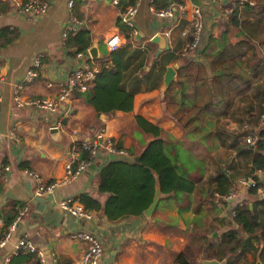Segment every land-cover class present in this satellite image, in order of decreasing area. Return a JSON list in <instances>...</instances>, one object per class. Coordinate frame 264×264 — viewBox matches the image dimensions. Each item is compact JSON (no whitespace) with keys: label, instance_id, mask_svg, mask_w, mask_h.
<instances>
[{"label":"crops","instance_id":"obj_1","mask_svg":"<svg viewBox=\"0 0 264 264\" xmlns=\"http://www.w3.org/2000/svg\"><path fill=\"white\" fill-rule=\"evenodd\" d=\"M26 1L28 0H19L22 4ZM67 1L69 0H57L55 4V1L51 0L48 9L36 16L41 29L45 28L54 17L58 6L63 5L61 8H65ZM150 1L144 0L141 6L147 7L148 2V10L152 16L145 17L141 14V27L131 30L135 33L131 36V41L124 40L123 32L118 26L117 11L122 6L114 7L110 1L108 7L104 0H73L71 10L73 18L78 23L74 25V33L68 35H74L81 30L88 32L89 48L92 46L96 48L97 58L90 59L87 56L88 48L85 59L97 70L100 66L109 67L111 61L103 40L114 34L122 38V44L118 48H126L122 59L124 66L127 62L128 68H126V79L130 86L126 82V90L133 93L132 107L129 112H114L110 116L96 115L94 110L77 96L78 94H73L59 106L54 114L30 107H14L12 102L14 85L23 84L22 95L27 99L50 98L58 92V86L65 81L69 72L83 64L82 60L74 58L75 48L65 46L66 40L62 44L60 39V34L68 23L61 24L58 36L55 31L52 34L53 38L48 39L44 36L39 49L31 56L28 49L20 50L21 53L17 49L10 53H4V51L0 53V220L2 224L7 225V214H10V209L18 210L16 208L18 205L23 207L19 211L18 215L21 216L12 232L11 239L0 248V264H38L34 256L21 259L24 258L22 255L12 253L15 240L24 234L42 254L46 264H76L84 248L80 242L68 239L70 229L60 227L52 221V218L43 221L42 216H35L29 204L34 184L24 176L23 170L35 173L42 183L59 182L64 176V166L68 163L73 166L78 155L81 154L78 151L79 144L91 139L100 127L105 128L106 135L112 138L116 146L138 156L143 146L147 145L152 137L144 134L137 127L134 120L136 117L160 129V138L165 141L168 155H174V149L178 143H186L184 131L177 122L183 123L186 117L193 114V109L178 105L175 92L180 86L177 82L179 78L189 75V72L193 70V64L198 65L197 78L204 75L206 78L210 77V70L199 54L203 51L207 38L217 36L216 25L221 17L226 19L228 15L224 17L226 8L220 5L218 0H191V3L189 0H179V4L185 7V22H188L190 18L191 4L200 8L203 29L201 43L193 55H177L175 59L169 57L167 52L172 50L176 52L179 43L183 42L178 33L179 29H175L168 43L164 39L168 50L159 52L155 57L157 46L149 40L155 34L163 37L169 22L158 20L153 16ZM124 2L126 3L127 0ZM8 3H10L9 0H0V15L7 13ZM3 29L15 31L17 38L11 44L0 45V47L18 44V36L28 32L27 27L25 28L17 21L5 23L0 31ZM255 44L256 56L262 58L264 63V38ZM37 56H40L38 76L30 82H25V73L31 69L32 61ZM208 59H210L209 56ZM137 65L141 66L144 74L136 68ZM181 66L184 67L181 69ZM166 67H174V80L163 89L162 78ZM135 74L141 75L142 78L137 84H132V77ZM145 75L156 82V87L153 89L148 87ZM156 75L158 77H155ZM261 76L264 77V70L261 71ZM259 81L258 79L248 92L252 90V93L244 96L247 97L246 99H252L250 97L253 96L254 87ZM200 89L204 90L203 87ZM241 98L243 97L235 99L233 108L228 110L227 115L219 118L212 117L211 121L206 118L207 122L211 123L209 126L206 123L204 133L191 131V138L202 134L211 148L206 150L205 148L196 150L180 148L183 151L182 155L184 150L190 155L192 152L198 161L188 167L177 162L178 171L194 180V188L190 194L181 193L176 197L171 195L168 199L159 194L158 199L162 197L164 200L157 201L159 204L156 211H153L148 219L141 220L139 224L123 232L118 229L138 218L130 221L109 222L98 211L92 212L93 219L90 223L75 219L80 231H85V225L93 227L91 234L102 247L98 264H180L178 258L180 261L192 264L196 255L199 264H203V261L213 258L215 247L219 244V234L225 229V222L230 220L233 209L242 203H247L250 207L253 200L246 195V188L237 187L238 179L246 174L248 165L243 163L235 150L229 146V141L242 132L240 111L244 105ZM58 118L61 124L56 128L57 134H51L50 126ZM213 135L216 137L219 135L217 139L220 138L224 142L221 144L218 140L219 145H216ZM228 161L232 162V165L224 174L233 176V187L236 186L237 194L232 200L223 202L224 199L213 194V189L215 178L223 169L221 164ZM106 162L107 160L97 156L93 165L79 176L55 187L51 194L41 198L54 213L61 216L65 215L59 212L56 206L60 199H76L82 194H87L102 204L106 195L96 191V177ZM5 168H7L6 171ZM256 199L264 200V192ZM197 237L202 239L200 244ZM256 263L259 264L257 253L254 257L252 253H246L242 260L237 262V264Z\"/></svg>","mask_w":264,"mask_h":264},{"label":"trees","instance_id":"obj_2","mask_svg":"<svg viewBox=\"0 0 264 264\" xmlns=\"http://www.w3.org/2000/svg\"><path fill=\"white\" fill-rule=\"evenodd\" d=\"M133 1L127 0L125 3L124 0H120L118 7L122 6L121 10H123L126 6L132 5ZM250 1L252 2V0H247L240 5L236 4L226 19L221 17L216 25L217 36L207 38L206 45L199 57L210 70V77L206 78L204 75L197 78L198 65L193 64V70L189 72V75L178 79L177 84L180 88L175 92L179 106L193 109V114L186 117L183 123L177 122L184 131L183 136L187 140H184L186 143H178L176 148L189 150L205 148L204 150H206L211 146L208 145L204 136L199 134L196 135V138H191V131L204 133L206 123L208 126L211 123L207 122L206 118L211 121L212 117L219 118L227 115L228 110L233 108L235 99L247 96L252 85L258 79L260 80L254 87L251 100L245 101L241 98L244 105L240 111L243 118L242 132L229 141V146L235 150L243 163L248 165V171L238 181L251 179L254 185L246 188V195L253 199L250 207L247 203L236 206L230 220L225 222V229L219 234V244L216 245L215 253L210 260H225V264H237L246 253H252L253 257L257 253L259 264H264V200L256 199L264 192V127L255 131L254 148L244 143V138L250 135L260 116L264 115V77L261 76L264 63L262 58L256 56L255 51V42H261V39L264 38V0H254L252 4H249ZM171 3L178 4L180 1H150V5L155 10L163 9ZM118 22L124 40L131 41L129 28L123 26L119 19ZM177 25L181 30L187 23L178 20ZM16 38L15 31L7 29L0 31L1 46L11 44ZM187 41L188 39L185 38L182 43L180 42L176 52L173 50L167 52L168 56L175 59ZM65 46L74 47V55L76 53L85 54L90 46L88 32L81 30L74 35H68ZM124 49L126 48H117L109 52L111 60L109 67L100 66L89 88L84 93L77 95L94 110L96 115L110 116L114 112L126 113L131 110L133 93L126 90L128 68L126 67L127 62L124 66L122 60L125 54ZM87 63L89 66L91 65L89 62ZM139 65L136 68H139L141 74H144ZM141 78V75L135 74L132 77V84H137ZM145 78L150 89L156 87V82H153L152 78H149L148 75H145ZM128 86H130L129 82ZM200 87H203L204 90H201ZM236 111L238 114V110ZM134 120L144 134L152 137V140L139 152L138 160L136 162H106L101 167L96 177V191L106 195L102 204L87 194L76 198L85 211L91 213L100 211L109 222L130 221L138 218L149 206L155 187L159 188L160 196L166 199L171 195L176 197L181 193L190 194L194 188V180L178 171L177 162L179 161L176 160L175 154L170 156L166 152L165 141L160 138V129L141 118L136 117ZM205 136L207 135L205 134ZM213 137L216 145L224 142L220 138L217 139L216 135ZM184 153L183 157L188 161L191 160L192 164L198 162L192 152L190 155L184 150ZM130 155L134 157L133 153ZM85 156L84 152L80 154L81 158ZM230 165L232 162L229 161L221 164L223 169L220 175L215 178L213 194L221 199L227 196L234 185L233 176L224 174ZM260 176L261 178H259ZM162 200H164L162 197L158 199L159 202ZM159 202H157L154 211H156ZM16 208L18 210L12 208L10 214H7V224L18 216L23 207L18 205ZM22 256L24 258L21 259H26V256L30 255ZM178 261L180 264H187L180 261V258Z\"/></svg>","mask_w":264,"mask_h":264},{"label":"built area","instance_id":"obj_3","mask_svg":"<svg viewBox=\"0 0 264 264\" xmlns=\"http://www.w3.org/2000/svg\"><path fill=\"white\" fill-rule=\"evenodd\" d=\"M50 1L51 0H28L22 4L19 2V0H9V2L13 6L15 14L28 21H31L36 16L45 12L49 7ZM119 1L120 0H111V4L114 7H118ZM140 1L141 0H134L132 5H128L123 10L119 9L117 11V18L123 26L129 28L130 36H133L135 33L131 32L132 28L129 19L137 11V6ZM227 1L230 6L224 10V17L229 15L233 11L236 4L240 5L244 2H247V0ZM189 2L191 3V0H189ZM249 4H252V2L250 1ZM65 9L68 13V25L67 27L63 28L60 34L62 44L67 39L69 33H74V25L78 23L71 14V10L73 9V0L67 1ZM151 11L153 12V16L156 19L169 22L167 24V29L163 34V38L168 43L174 30L179 29V26L177 25L178 20H185V7L179 3H171L163 9L155 10L151 8ZM186 23L187 25L185 27H183L180 31L178 30L179 36L182 40H185V38L188 39V41L180 49V56L193 55L201 43V35L203 29L201 11L198 6L191 4L190 18ZM121 44L122 38L118 34L111 35L110 37L103 40V45L109 52L116 50ZM86 57V54L82 53H76L74 55V58L82 60L83 64H81L80 67L69 72V74L65 78V81L58 86V92L53 97L27 99L22 95L23 84L18 83L14 85L12 91V102L14 107H30L38 111H44L50 114H54L58 110L59 106L67 101L73 94L84 93L89 88L94 75L97 73V69L95 67H92L91 65L89 66L85 59ZM39 69L40 56H37L32 61L31 69H29L25 73L24 81L30 82L33 79L37 78ZM60 124L61 121L58 118L53 123L54 128H58ZM262 127H264V115L260 116L259 121L257 122L255 128L250 132V135L244 138L245 145L254 148V142L256 141L255 131H258ZM78 151L81 153L84 152L86 156L81 158L80 155H78V158L75 160L73 166H71L70 163L66 164L64 166V176L59 182L42 183L35 173L29 170H23L22 173L24 174V176L29 178L34 184L33 196L41 198L44 195L51 194L55 187H59L65 183H68L73 178L79 176L89 166L93 165L94 159L97 156L102 157L103 160H107V156L112 155L115 157L123 158V161L125 162H132L133 158L126 149L120 148L115 145L112 138L106 135L105 128L103 127L98 128L94 132L91 139L80 143ZM6 170L7 168H5V171ZM253 185L254 184L251 179L239 180L237 182V187H239L240 189L252 187ZM236 190V186L232 187L227 196L223 199L225 201L232 200L237 194ZM56 206L59 212L73 219L80 220L85 223H90L93 219L92 213L85 211L76 199H60L57 201ZM25 210L26 209H24V211ZM20 216L18 215L14 220H12L5 226L0 220V248H2L11 239L12 232L14 231L16 224L20 219ZM68 239L70 241L80 242L84 245V248L80 254V258L76 264H98V261L102 254V247L93 234L87 231H69ZM12 253L14 255L34 256L37 259L38 264H46L43 260L42 254L37 251L26 234L15 240Z\"/></svg>","mask_w":264,"mask_h":264},{"label":"rangeland","instance_id":"obj_4","mask_svg":"<svg viewBox=\"0 0 264 264\" xmlns=\"http://www.w3.org/2000/svg\"><path fill=\"white\" fill-rule=\"evenodd\" d=\"M55 4H57V0H54ZM107 4V6L109 7V3L111 0H104ZM144 0H141L138 3L137 6V11L135 12V14L129 19L130 24H131V28L132 29H136L141 27V14H144L145 17H151V13L148 10V2L146 3L147 7H142L141 4H143ZM254 1V0H252ZM217 2L221 3L220 5H222L224 8H228L230 6V4L228 3V1L226 0H218ZM62 6H58V10L56 11L54 17L49 21V23L45 26V28L41 29V26L39 24L37 17L33 18L31 21H27L26 19H20L19 17L16 16L14 10H13V6L11 3L7 4V13L0 15V28L5 26V23L7 22H14L17 21L19 23H21L22 26H24L25 28L27 27L28 32L27 34H23L22 36H18V44L14 45H10L8 47H0V53L2 51H4V53H10L11 51L14 52L17 51L19 53L20 50L23 49V51L25 49H28V51H30V56L35 54L36 51L39 49L40 44L43 42V37H48L49 38H53L52 34H54L53 32H57V36L61 27V24L63 23H67L68 22V17H67V13L65 8H61ZM40 31V33H38ZM252 93V90L251 92ZM249 93V94H250ZM243 99L245 101H247L248 99L244 98ZM243 120V118H242ZM89 138V137H88ZM131 147L132 149H134V146L131 143ZM174 154H175V158L177 161H179L180 163H183V165L185 167H188L192 164V161H188L187 159H185V157H183L182 155V150L179 148L174 149ZM128 151V150H127ZM198 238V237H197ZM200 240L199 244L201 243V238H198ZM194 243V242H193ZM217 243V241L215 242V244ZM196 244V243H194ZM195 260L192 261V264H199V260H198V256L196 255V257L194 258ZM210 260V259H208ZM201 263V262H200Z\"/></svg>","mask_w":264,"mask_h":264},{"label":"water","instance_id":"obj_5","mask_svg":"<svg viewBox=\"0 0 264 264\" xmlns=\"http://www.w3.org/2000/svg\"><path fill=\"white\" fill-rule=\"evenodd\" d=\"M149 42L157 46L155 57L159 54V52L168 50V46L165 43L164 38L159 34L153 35L150 38ZM87 56L90 59L97 58V51L94 46L90 47L87 50ZM173 80H174V67H166L162 78V88L163 89L167 88ZM49 132L51 134H57V129L54 128L53 124H51ZM137 160H138V156H134L132 158V162H136ZM112 161H123V158L108 155L107 162H112ZM158 195H159V188L155 187L153 192V197L149 206L142 212V214L138 217V219H136L134 222H130L121 226L118 230L120 232L126 231L130 228H133L136 224H139L141 220L148 219L157 205ZM29 204L30 206H32V210L35 213V216H39V215L42 216L43 221H48L49 219L52 218L53 219L52 221L58 224L62 228H68L71 231H80L75 219L71 217L68 218L66 215L61 216L58 215L57 213H54L52 209H50L51 207L45 203L44 199L32 195L30 197ZM84 229L85 231L93 233V227L91 225H85ZM203 264H225V260H221V261L207 260V261H203Z\"/></svg>","mask_w":264,"mask_h":264}]
</instances>
